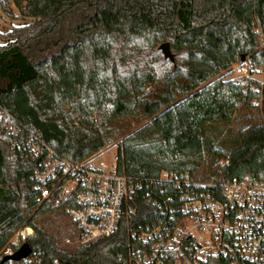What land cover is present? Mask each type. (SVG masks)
<instances>
[{
    "label": "trees",
    "instance_id": "1",
    "mask_svg": "<svg viewBox=\"0 0 264 264\" xmlns=\"http://www.w3.org/2000/svg\"><path fill=\"white\" fill-rule=\"evenodd\" d=\"M13 2L32 20L2 33L0 106L43 133L61 155L80 161L120 136L108 129L112 119L141 115L150 121L118 143L121 172L144 178L165 169L264 177V126L251 105V80L219 77L226 70L232 74L243 55L262 65L253 22L264 29V0ZM2 5L6 10L8 2ZM161 41L175 51L172 69L143 65L138 56ZM242 105L258 122L242 130L225 155L204 138V127L241 121L235 114ZM96 112L102 114L98 124ZM152 132L158 140L145 141ZM10 154L0 124V252L19 229L32 226L34 235L26 241L42 264H128L119 257L130 244L126 221L111 236L60 246L42 220L63 212L37 202L33 165Z\"/></svg>",
    "mask_w": 264,
    "mask_h": 264
},
{
    "label": "built area",
    "instance_id": "2",
    "mask_svg": "<svg viewBox=\"0 0 264 264\" xmlns=\"http://www.w3.org/2000/svg\"><path fill=\"white\" fill-rule=\"evenodd\" d=\"M253 30L264 51L263 27L254 21ZM231 69L251 80V105L264 126V56L262 65L248 58ZM0 108L11 158L33 165L37 202L51 203L72 222L68 243L84 245L111 236L126 221L130 244L119 257L128 264H264V177H200L179 169L150 178L132 176L119 170L117 155L105 158L104 148L75 162L55 150L43 133ZM26 228L0 252V264H42L33 249L25 258L2 262L34 235L32 228L26 234ZM52 264L66 263L54 259Z\"/></svg>",
    "mask_w": 264,
    "mask_h": 264
},
{
    "label": "rangeland",
    "instance_id": "3",
    "mask_svg": "<svg viewBox=\"0 0 264 264\" xmlns=\"http://www.w3.org/2000/svg\"><path fill=\"white\" fill-rule=\"evenodd\" d=\"M5 1L8 2V7L6 10L3 9L2 5V3ZM31 20L32 19L24 18L20 14L19 9L13 0H0V45L3 44L5 40L2 37L4 35H2V33L8 32L15 25L24 24L25 22H30ZM163 42L166 41H161L160 44L156 46V48L149 47L146 52L138 55L142 56L143 65L148 63H156L161 70L172 69L173 65L170 64L169 59H165L163 53L159 49ZM227 71L228 70L222 71L219 74V77L221 75H225V79H232L236 77L234 72L232 74H226ZM151 88L155 89L156 86ZM249 113H252L251 109L242 105L235 114V117H240L242 119L241 121L231 120L229 122H219L206 125L204 127V138L213 139V147H215V149L222 151L225 153V155L230 154L233 150L230 145L234 146V144L237 142V135L242 130L244 131L250 129L258 122V119L255 118L256 116L254 118H248L247 115H249ZM101 116V113L96 112L94 114V122L98 124L100 122ZM149 121L150 119H142L141 115L127 117L124 116L112 119V123H110L108 129L110 132H112V134L120 136L114 142L104 147V150L101 154H103L107 159H114L118 153L119 141H122L127 135L138 131ZM158 138V134L152 132L147 137H145V141L153 143L154 141L158 140ZM200 166L201 165H199V167ZM203 168L204 167H202V169ZM42 222L50 231V234L56 238V241L60 246L65 247L66 244L72 245L66 241V237L68 235L72 236V230L70 226H68V223L72 224V222L66 215L63 214V216H61L50 214L44 218ZM29 227L34 230L32 226Z\"/></svg>",
    "mask_w": 264,
    "mask_h": 264
},
{
    "label": "water",
    "instance_id": "4",
    "mask_svg": "<svg viewBox=\"0 0 264 264\" xmlns=\"http://www.w3.org/2000/svg\"><path fill=\"white\" fill-rule=\"evenodd\" d=\"M160 49L162 50L165 58L170 59L172 62L175 61V54L171 50L170 42L166 41L163 42L160 45ZM246 55H243L241 58V61H245ZM32 252V247L30 246L28 241H24V243L19 247L15 253L12 255H6L2 259V262H5L8 259H13V260H20L22 258H25Z\"/></svg>",
    "mask_w": 264,
    "mask_h": 264
},
{
    "label": "bare ground",
    "instance_id": "5",
    "mask_svg": "<svg viewBox=\"0 0 264 264\" xmlns=\"http://www.w3.org/2000/svg\"><path fill=\"white\" fill-rule=\"evenodd\" d=\"M25 233H26V234H32V229H31V227H27V228L25 229ZM23 243H24V242H23ZM23 243H22V244H23ZM22 244H21V245H22ZM18 249H19V248H18ZM18 249H17V250H18ZM17 250H16V251H17ZM8 260H9V259H8ZM6 261H7V260H6Z\"/></svg>",
    "mask_w": 264,
    "mask_h": 264
}]
</instances>
